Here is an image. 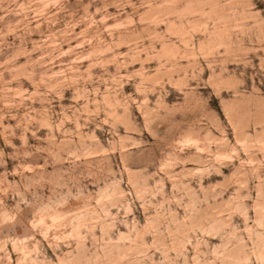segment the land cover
<instances>
[{
	"label": "rangeland",
	"instance_id": "obj_1",
	"mask_svg": "<svg viewBox=\"0 0 264 264\" xmlns=\"http://www.w3.org/2000/svg\"><path fill=\"white\" fill-rule=\"evenodd\" d=\"M0 264H264V0H0Z\"/></svg>",
	"mask_w": 264,
	"mask_h": 264
}]
</instances>
